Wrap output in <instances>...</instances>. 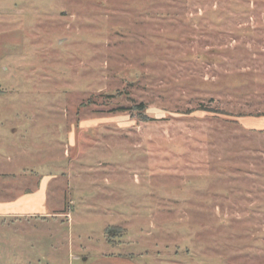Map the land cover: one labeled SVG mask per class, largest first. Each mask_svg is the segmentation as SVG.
<instances>
[{
  "label": "rangeland",
  "instance_id": "1",
  "mask_svg": "<svg viewBox=\"0 0 264 264\" xmlns=\"http://www.w3.org/2000/svg\"><path fill=\"white\" fill-rule=\"evenodd\" d=\"M0 130V264H264V0H0Z\"/></svg>",
  "mask_w": 264,
  "mask_h": 264
},
{
  "label": "crops",
  "instance_id": "2",
  "mask_svg": "<svg viewBox=\"0 0 264 264\" xmlns=\"http://www.w3.org/2000/svg\"><path fill=\"white\" fill-rule=\"evenodd\" d=\"M17 134L15 131L9 132L0 130V185L4 186L9 182L3 183L4 180L8 179H19V174L10 172L8 170H26V168L16 167L13 165V169L9 168L4 163H9L11 151L19 150L20 144L18 143ZM20 138V137H19ZM13 139V140H12ZM18 141V142H17ZM13 149V150H11ZM13 151V152H14ZM13 161V160H12ZM41 187L40 182L35 184V189L27 194H21L15 199H2L0 200V221L3 220H14V221H29L32 219L41 220L42 218L47 219L49 217H57L59 214L56 211H49L47 206V195L43 197L36 193ZM4 222V221H3ZM70 252V250H69ZM72 254V253H71ZM69 254V264H141L132 255H127L120 252H101L93 257H74ZM59 258V256H57ZM64 260L62 261V263ZM55 263V262H54Z\"/></svg>",
  "mask_w": 264,
  "mask_h": 264
},
{
  "label": "trees",
  "instance_id": "3",
  "mask_svg": "<svg viewBox=\"0 0 264 264\" xmlns=\"http://www.w3.org/2000/svg\"><path fill=\"white\" fill-rule=\"evenodd\" d=\"M135 108L138 109V110H143L144 109L142 104L137 105ZM207 111H212V110H207ZM143 119H147V116L144 115ZM114 230H115L114 226H108V227L105 228V231H106L107 234H113V232H115Z\"/></svg>",
  "mask_w": 264,
  "mask_h": 264
}]
</instances>
